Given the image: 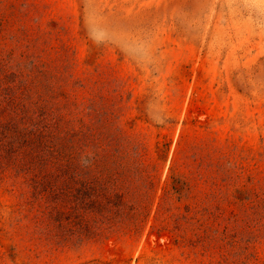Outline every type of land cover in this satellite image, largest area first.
Returning <instances> with one entry per match:
<instances>
[{
    "label": "rangeland",
    "instance_id": "obj_1",
    "mask_svg": "<svg viewBox=\"0 0 264 264\" xmlns=\"http://www.w3.org/2000/svg\"><path fill=\"white\" fill-rule=\"evenodd\" d=\"M0 264H264V0H0Z\"/></svg>",
    "mask_w": 264,
    "mask_h": 264
}]
</instances>
